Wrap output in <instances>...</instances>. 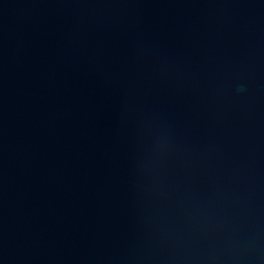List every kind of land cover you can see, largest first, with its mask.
I'll return each mask as SVG.
<instances>
[{"label": "water", "instance_id": "water-1", "mask_svg": "<svg viewBox=\"0 0 264 264\" xmlns=\"http://www.w3.org/2000/svg\"><path fill=\"white\" fill-rule=\"evenodd\" d=\"M0 264H264V0H0Z\"/></svg>", "mask_w": 264, "mask_h": 264}]
</instances>
